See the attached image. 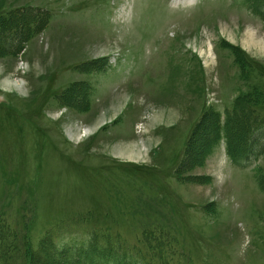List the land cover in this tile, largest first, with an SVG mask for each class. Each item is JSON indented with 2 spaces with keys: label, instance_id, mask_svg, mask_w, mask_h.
<instances>
[{
  "label": "rangeland",
  "instance_id": "1",
  "mask_svg": "<svg viewBox=\"0 0 264 264\" xmlns=\"http://www.w3.org/2000/svg\"><path fill=\"white\" fill-rule=\"evenodd\" d=\"M18 8L47 23L38 34L34 25L22 52L0 56L7 102L0 105V217L15 224L20 211L31 215L33 242L54 230L62 246L82 239L89 225L137 243L135 225L158 221L185 235L192 263L182 264H264V155L233 162L221 130L205 163L189 174L203 182H181L173 168L205 111L218 113L223 127L237 96L257 86L264 91V20L247 2L0 0V21ZM247 32L262 46H245ZM17 33L9 32L0 49L15 50ZM195 36L207 58L190 45ZM87 60L102 68L87 73L79 68ZM7 78L24 88H9ZM86 80L91 111L58 98L72 81ZM94 123L92 132L79 128ZM256 133L264 144V129ZM211 136L208 130L203 138ZM141 146L146 158L123 154ZM135 164H153L155 173ZM142 180L157 191H132ZM162 197V205L152 203ZM89 214L93 222L75 223Z\"/></svg>",
  "mask_w": 264,
  "mask_h": 264
},
{
  "label": "trees",
  "instance_id": "2",
  "mask_svg": "<svg viewBox=\"0 0 264 264\" xmlns=\"http://www.w3.org/2000/svg\"><path fill=\"white\" fill-rule=\"evenodd\" d=\"M245 1L250 9L264 20V0ZM38 15L34 10L18 8L10 12L7 17L2 18L0 21V44H4L5 36L9 32L19 29V33H17L19 45L15 50L9 45L5 50L0 49V56L12 55L16 50L21 51L25 48L35 33L34 25L37 29L35 34L42 31L47 22L45 18H41L42 24L40 22L37 24ZM232 48L238 52L237 60L242 61V64L245 65V59L240 49L234 46ZM79 66L87 72L102 68L97 65L95 60H87ZM79 83L78 81L71 82L57 96L67 106L71 105V107H77L80 110H87L91 86L87 81H79ZM252 90L253 93L249 91L235 98L233 108L226 111L223 127L220 115L215 112L205 111L202 120L196 121L197 123L190 129L179 158L176 160L177 165L173 167L179 181L201 180L203 182L202 178L198 179L193 174L192 176L189 174L192 173L193 168L205 163L206 158L211 154L221 137V130L224 132L227 154L233 162L245 161L251 153L264 155V144H257V133L255 134L258 129H264V91L259 86ZM208 130H211L212 136L204 139L203 135H206ZM237 132L240 135H237ZM152 165L135 164L133 166L135 170H141L148 166L152 169ZM151 169L144 171L155 173ZM132 175H134L133 172ZM123 176L127 177L128 175L124 173ZM260 182L259 184L264 190L263 177H260ZM143 187H147L149 193L157 191L149 182L143 180L133 186L132 191L141 193ZM158 199L159 203H152L162 205L163 197ZM138 209L143 210L144 206L141 205ZM208 209L211 208L208 207ZM136 211L134 215L138 216ZM151 215L153 214L148 216ZM30 220L31 215L27 218L26 213L20 211L16 217V223L11 224L1 214L0 264H182V262H191L185 235L178 233L176 236L171 224L158 221L136 224L135 226L139 227L137 243H130L127 237L118 232H111L104 227H94L96 228L94 229L92 226L95 225H89V228L84 231L82 239L77 242L75 238L62 246L55 242L54 230L46 231L39 238L38 244H35L30 232ZM72 221H65L64 225ZM74 221L78 224L82 221L85 224L93 222L90 214L84 217L80 216ZM102 225L117 224L113 222ZM188 234L189 230L187 229V237Z\"/></svg>",
  "mask_w": 264,
  "mask_h": 264
},
{
  "label": "bare ground",
  "instance_id": "3",
  "mask_svg": "<svg viewBox=\"0 0 264 264\" xmlns=\"http://www.w3.org/2000/svg\"><path fill=\"white\" fill-rule=\"evenodd\" d=\"M228 34H230V35H232V33H230V32H228ZM191 39V40H190ZM189 39V43H190V45H192V47L193 48H196V50H198L199 51V53L200 54H202V56H204L205 58H207L209 55H210V51H208L207 50V48H203L202 46H198L199 44H198V42L200 41L199 40V38L198 37H192V38H190ZM254 39H255V37L253 36V34L252 33H249V32H247L246 33V37L244 38V40H243V42H244V44H245V46H247L248 48H250V46L253 44V45H255V46H262V43L260 42V41H258V40H255L254 41ZM264 47V46H263ZM262 48V47H261ZM208 61V60H207ZM7 85H8V87L9 88H12V89H18V90H21V89H23L24 88V83H22V82H17V81H14V80H12V79H6V82H5ZM5 83H4V85H5ZM6 85V86H7ZM99 118H100V116H99ZM96 123H97V121H96ZM98 124V123H97ZM97 124H92L91 126H81V127H79L80 129H83V130H81V131H84V132H92V130H94V129H96V127H97ZM71 127V126H70ZM80 129H78V133H77V136H80L81 137V135L82 134H80L81 133V131H80ZM68 133H69V135L71 136V137H75V134H74V130L73 129H71L70 131H68ZM239 135V134H238ZM143 153H145L144 155H143ZM146 153H147V149H146V147H144V146H141V148H137V147H134L133 148V150L131 151V152H129V153H123V154H125V156L127 157V158H131V159H140V158H143V157H147L146 156ZM121 154V153H120Z\"/></svg>",
  "mask_w": 264,
  "mask_h": 264
}]
</instances>
